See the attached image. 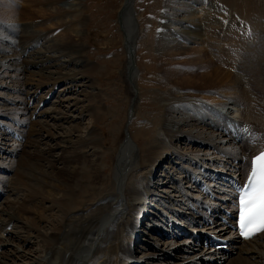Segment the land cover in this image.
<instances>
[{
	"label": "rangeland",
	"instance_id": "obj_1",
	"mask_svg": "<svg viewBox=\"0 0 264 264\" xmlns=\"http://www.w3.org/2000/svg\"><path fill=\"white\" fill-rule=\"evenodd\" d=\"M2 2H4L8 8H5L6 6H4ZM133 3V5L130 4L126 6V8H130L131 10L132 8L134 9L138 24V33L135 41V61L139 73L137 78L138 95L137 98L135 97L134 106L130 107V103L132 101L129 97L130 94L128 95L127 90H125L126 88H124L125 86L121 81V77L119 76L121 62L125 59V52L122 46V33L116 21V14L122 6L123 0H0V9H14L15 11L13 13L9 11V14L6 12H0V33H3L5 36L4 39L1 38L0 40V57L11 54V52L16 53L17 55L23 53L24 57L21 61H19L22 65L25 60L32 61L36 58V55L30 56L31 53H37L39 55H43L45 58H50L48 63L49 65H54L55 62L54 68L51 67L50 69H43V73H55L57 70L56 72L69 76V79L70 74L76 75L77 77H81L83 75L82 78H79L80 80L75 84L73 91L66 92L67 88L70 86L68 82L69 80L67 82L64 81V83L59 82L60 84L56 83L51 85L54 80L49 79L46 74L43 76L40 75L42 77L41 78L40 76H37L38 74L36 75L32 72H39L40 74L41 71L38 70L39 68H31L29 72L30 76L28 73L24 74L25 77L27 76L30 79L31 83L40 82L39 84L42 85L38 89V93L36 92L38 97L45 96L47 94L46 92L52 86L54 87L56 85L54 91L53 88H51L50 93H53L49 96L47 101L40 103L39 113L42 112L40 117H33V121L36 122L33 125H37L44 129V132L42 131L39 134L41 137L38 140L39 142H36L37 151L46 149V151L52 150L51 154L54 159H56L55 157L58 159L60 157L59 155H62V153H66L67 151L59 148L62 146V137L69 134L73 127H76V125L79 127V134L81 135H87L90 131L95 132L98 139V145L95 146V149L97 152L99 151L98 154L108 153L107 155L109 156V153H112V149L118 148L124 138L128 137L129 140H131L130 144L132 149L136 151L137 155V164L134 169L136 168V170L139 171H136L135 173H137L138 176L145 175L144 177L146 178L148 173L149 175L153 174L151 171L152 169L148 166L149 162L147 163L146 161L148 155L152 153L147 151L149 147L148 145L153 143L152 145L157 144L158 146L159 139L161 137L165 136V140L170 144H173L172 146H174L176 150L180 151L179 154L185 155L186 157L192 156L193 153L198 151L197 147H199V144H196V142L189 141L179 143V134L170 131L169 133L166 131L167 129L164 126V122L169 119H178L173 120L171 122L172 124H177V122L181 120V123L179 125L177 124L180 127V130L178 131L188 134L186 136L193 137L195 141L200 138L209 141L208 134H212L214 135V138L218 137L221 140H224V142L213 144L214 146L217 145V147H219L218 151L228 150L230 148V143H228L230 135L229 132L226 133L228 130L226 131L223 129V126L226 122H228V120L226 117L218 115L217 112L211 110V106H213V108H218L222 102L227 100L229 101L230 99L234 100V98L229 95V90L220 87L217 83L207 82V79L202 77L206 76L212 68H219L223 71L236 74V76L240 79V85L246 91L249 101H254V108L257 110L259 109L262 111L261 113H264V87H259L261 85L260 82L264 81V0H208L207 2H204V0H134ZM184 8L191 9L193 15H189L187 9ZM209 13L213 14V18L215 19L213 23H205L206 20L204 18ZM60 26H62V28ZM185 30L195 32L197 35L196 39L188 38L189 35L184 32ZM65 31L68 34L67 42L64 41L63 38ZM58 37L63 38L61 43L55 42V39ZM210 41H212L213 44L210 43ZM175 43L180 45L179 49L173 50L169 53L165 51L164 46H173ZM231 45H233V49L237 51V54L241 56L240 60L236 63L237 67L235 65L234 68L228 66L225 56L221 53L223 51H227V48L231 47ZM73 49L75 51H73ZM211 50H214L215 52H213L216 53V55L218 54V58L216 55L213 56L214 53ZM209 51L213 54L211 53L212 55H210ZM199 52H202V54ZM249 53H251V55ZM249 55L250 57L252 56V60ZM79 56L82 58L80 59ZM219 56H221V58H219ZM209 57H212L218 62L220 60V63L218 64V62L213 61L215 62L214 65H210V63L206 64ZM70 58L73 59L71 60ZM239 61L242 63L240 64ZM60 62L61 64L62 62L65 64L64 66L62 64L63 68L59 67ZM239 65L242 69L239 68ZM238 70L240 72H238ZM165 73L171 74L172 77L178 73V78L176 77V80L170 79L169 82L166 80L167 76ZM7 75H13L10 69H7L6 73L2 72L0 75V108L6 107L4 100L14 99V96L17 95V93L6 87H10L14 80L11 76ZM46 79H49L50 81L46 82ZM21 80L22 83H24L25 79L23 80L22 78ZM245 80L251 83H248ZM171 81L174 83H171ZM257 82L259 84H257ZM247 84H252V86L254 85L255 94H253L254 91L252 86L251 91H253V93L250 91V85L247 86ZM82 85L85 87H81ZM63 90H65L64 93L62 92ZM170 91H172V93ZM36 93L33 94L30 99H33ZM173 93L175 94L172 95ZM17 96L22 95L18 93ZM23 98L25 97L23 96ZM81 99L84 100V102H75ZM256 100H258L259 103ZM257 103H261V106ZM130 109H132V115H130ZM61 110L65 113L67 112L69 116H73V120H76V122H71L70 120L68 121V118L63 117L62 115L61 119L54 120L52 122L50 117H60V114L57 112ZM83 110H87L89 113L93 112V121L84 116L81 117V120H78L80 112ZM28 111L29 108L22 118L28 115ZM43 111H46L47 113H43ZM211 115H214L213 117L217 120V124H214L215 126L210 120ZM220 116L223 118L221 119ZM200 117L202 119H200ZM231 117L232 119L239 118L237 112H234ZM2 119H0V122H2L3 125L10 123L7 119H4V122ZM182 120L185 122L182 123ZM220 120L223 123L220 122ZM249 120L252 122H255V120L258 121L257 118L252 117ZM44 121L50 125L49 128L48 126L44 127L40 125L44 124L42 123ZM244 123L245 122L240 123V127L243 128V131L245 130V132H247V130H252L251 133H254L255 130L259 128L257 125L246 126ZM52 126H55V129H53ZM39 127H37V131L42 130ZM253 127L256 129H253ZM14 129L16 128L14 127ZM224 131L225 134L223 133ZM245 132H242L241 136H244L243 133ZM1 133H3V130L1 131L0 129V134ZM46 133H51L52 136H55L53 139L46 138ZM75 133L76 132H74V135ZM10 137L7 136L6 138H8L9 142H12ZM114 139H116V144H112ZM31 140L33 141L35 138ZM71 141L79 147V139L76 140L72 137ZM207 143L201 144L199 148L204 149V151L209 150L208 148H212L211 151H213L214 149L212 145L210 146ZM0 146L2 145L0 144ZM234 146L236 148L238 147L237 144H234ZM21 147L22 145H20V149ZM20 149L17 150L16 156H13L14 158L11 157L15 161V165L12 168L15 171L18 169L17 172L23 169L21 171L22 174L27 175L26 166L28 163L34 164L37 167L35 160L28 158V155L32 154L31 152H33V149L29 148L25 142L23 143L22 149ZM235 149H231L229 154L235 156L236 154L233 153ZM82 151H84L83 148ZM154 151H156V153L155 157H153L154 159L152 158V160L155 165L156 160L158 162L161 158V150L155 149ZM103 156H101V162H103ZM90 157L92 158L91 155H86L84 160L90 161ZM28 160L29 162H27ZM95 161L97 160L95 159ZM170 161L168 165H166L164 173L166 175L167 172L172 173L174 171L173 176L175 175V178L180 180L179 188L181 185V190L187 197L188 206V202L190 201V198L188 199V197H199V192L195 185L190 188L191 184L188 180L189 174L183 173L182 171L183 169L188 168L191 171H195L197 168L194 164H189L184 160L182 163L175 155H171ZM101 162H99L98 167L95 169L105 167L108 170L102 172V184L100 183L98 187L103 186L105 182L111 186L110 179L112 178L111 170L113 168V164L109 166V164H101ZM16 163L19 164L16 165ZM62 164V160L54 163L57 168H61L63 166ZM230 164V161H226L224 163L217 162L218 167L216 166L217 168L214 169H216L215 171L220 174V182H208L205 178H203V181H207L206 183L211 182L210 184L214 185L215 190H217L218 187L226 189L227 187L223 186L226 182L224 181V183L221 179H223L222 177L231 170L229 168ZM180 169L182 170L180 171ZM220 169H223L224 171H220ZM57 172L60 174L62 171L61 169H58ZM14 173L12 172L11 177ZM84 173L86 172L81 173L80 176L85 175ZM88 173L90 174L91 170L90 172H87V174ZM11 177H9L10 180ZM41 179L42 178H40V180ZM169 179L170 182H172V180H176L172 179L171 175L169 176ZM29 180H25L26 182L24 184V180L22 178V185L29 186L28 188L34 186L37 187L39 182H33L31 177H29ZM13 182H15L14 187L18 188L20 185L19 180L13 178ZM51 182L53 185H56L55 180H52ZM161 182L164 183L160 184ZM165 182L166 180L164 177L156 178L155 176L153 179V184H157V192L160 195H164L165 191L173 200L168 201L166 199L159 198L155 202L154 207H157L162 211L165 210V215L167 217H171V219H173L172 222H174L175 225L171 231L174 230L179 235L180 232H186L189 228L196 227L197 225L192 226L191 224L186 223L183 226L187 229L186 231L184 228L183 230L177 229V225L181 226L179 223H183L185 221L183 218L184 215L181 214L180 210H185L189 213L188 210H186V206L181 204L185 202V196L183 198V194L181 193V195L178 193V189H175L176 185L174 182L170 184ZM220 184L222 186H219ZM127 185L128 181L125 179L123 186L126 187ZM86 186L87 188L94 187L92 186V183L90 185L85 182L84 184H79V189L77 188V190L81 191L85 188L87 191ZM18 192L17 194L15 192L7 193L2 199H0V210L5 209V197L8 198L7 200L11 201H17L18 198H21L22 194H20L21 192ZM82 194H84V191ZM82 194L79 195V198H81V196L83 197ZM89 197L91 198L92 195H89ZM89 197H87V199H90ZM84 198L86 199V196H84ZM44 204V207L49 206L48 202ZM168 209H171L172 212ZM174 209L179 211L181 215L175 214ZM115 210L114 206L109 201L97 203L88 216L81 221V228L86 230V222L90 218H118L115 216ZM70 211H74L73 206H71ZM125 219L126 218L121 220L123 221V225L125 224L124 222H126ZM166 219L167 218H163L162 213L157 214L153 212V216H148L146 223H150L154 228L159 226V232H162L161 235L163 236L159 235L161 237L159 238L155 235L157 236L155 239L159 241L141 238L142 242H139L138 244L140 249L138 251L136 250L137 253L134 254L135 260L143 258L145 254L153 253L154 249L156 251L158 248L159 249L157 251H168V254L166 253V256H161L152 260L151 264H175L177 262L180 264L183 261L181 259H184L188 255V251L173 252L174 249L166 250L168 247L171 248V246L168 245L169 243L175 244L176 242H179V238L182 236L178 237L177 235L178 238L171 240H169V238H165L163 230L166 229L164 231H169V229L165 228L163 225L165 222L167 224L168 219L167 221ZM174 220H177L178 222ZM123 225H121L118 230L119 234H124L122 229ZM223 228L227 231L226 227ZM10 231L17 234L20 232L19 226L14 225V227H10ZM10 237H12V239ZM7 239L8 243L6 244V247L3 248V254L1 253L3 250L0 252L1 258H5L8 255L7 261L6 259L4 261L7 264H27V262L28 264H33L32 261H36L39 256H43L41 253H38L35 240L32 243L33 245H21L12 235H9ZM155 244H157V246H155ZM2 245L3 246L1 247L5 246L4 244ZM19 246L20 248L18 249L21 253H16L14 247ZM25 251H27L26 254ZM16 254L20 255V258L17 260L13 257ZM190 255H193V252H190L189 256ZM235 256L236 254L232 256L228 264L230 262L231 264H234L238 260V257ZM215 258L216 257H212V259ZM206 259L208 258H205L204 261Z\"/></svg>",
	"mask_w": 264,
	"mask_h": 264
},
{
	"label": "bare ground",
	"instance_id": "obj_2",
	"mask_svg": "<svg viewBox=\"0 0 264 264\" xmlns=\"http://www.w3.org/2000/svg\"><path fill=\"white\" fill-rule=\"evenodd\" d=\"M205 1L207 2L208 0H204V2ZM133 2L134 0H130V4L133 5L134 4ZM2 3L4 6H6L4 2ZM130 4H129V0H124V3L121 6L122 8L121 27L124 30L123 33L125 36L123 40L124 41L126 40L127 47L131 45V42L133 39H135L136 41V37L138 33V29L131 28V24L129 21L130 11H128L126 6ZM5 8H8V7L6 6ZM184 9H187V8H184ZM132 10L134 12L133 8ZM9 11L11 13L15 12L14 9H8V10L0 9L1 13L6 12L9 14ZM187 12L189 15H193V12L191 11V9H187ZM204 19L206 20L205 23L207 22L213 23V21L215 20L213 18V14H210V13L207 14ZM60 27L62 28V26ZM188 29H191V28H188ZM184 32H186V34L189 35L188 38L196 39L197 37L195 32L188 31V30L187 31L185 30ZM4 37H5L4 34L0 33V40L1 38L4 39ZM67 37H68V34L65 31L63 38H64V41L66 42L68 39ZM63 38L58 37L57 39H55V42L61 43ZM6 39H9V38H6ZM210 43H212V41H210ZM164 48H165V51L169 53V52H172L173 50L179 49L180 45L175 43L173 44V46L166 45L164 46ZM227 49H228L227 51H223L221 53H223V55L225 56L226 63L228 64V66H230L231 68H234L237 61L240 60L241 56L237 54V51L235 49H233V45H231V47H228ZM73 51L75 50L73 49ZM76 51L79 52L78 50ZM212 52H210V55H212L215 51L213 53ZM199 53L202 54V52H199ZM249 54L251 55V53ZM33 55H36V58H34L32 61L25 60V62L22 65L20 64L19 61H21L22 58L24 57L23 53H21L20 55H17L16 53L11 52V54L3 55L2 57H0V75L2 72L6 73L7 69H10L13 74V75H7V76H11L14 80H13V84L10 87L8 86L6 87L10 88L12 91L17 93V95L18 93L22 95V96L16 95L14 96V99L4 100L5 103L4 102L3 103L5 104L6 107L0 108V119L3 118L2 119L3 122L5 121L4 119H7L8 121H10V123L8 124L6 123V125H3L2 122H0L2 124V127L0 124V129L1 131L3 130V133L0 134V144L5 147L4 148L0 146V199H2L3 196H5L7 193H10V192H13V193L15 192L17 194V192L19 191L18 193L21 192L20 194H22V196L20 195L21 198H18L17 201L7 200L8 199L7 197H5L6 200L4 199L5 202L3 201L5 209L0 210V252L3 250V248L6 247V244L8 243L7 237H9V235H12L15 238V240H17L19 244L21 245L22 244L30 245L35 240L38 253H41L43 256H39V258L37 257L38 259L36 261H32L33 264H151L152 260H155L156 258H159L161 256L162 257L166 256V253L168 251L162 252V251H157L159 248L156 249V251L154 249L153 253L145 254L143 258L139 260L134 259L135 257L134 254L137 253V251L140 249V246L138 244L139 242H142L141 238L143 239L147 238L152 241L153 239L154 241H159L155 239V237L157 236L161 238L159 235H161L162 232H159V226L158 227L156 226L157 228H154L150 223L149 224L146 223L148 216H153V212H155L157 214L162 213L163 218L168 219V221L166 219L167 224L166 222L163 224L165 228L169 229V231L163 230V233H165L164 234L165 238H169V240H171V239H176L182 235L179 238L180 239L179 242H176L175 244L169 243L168 245L171 246V248L169 247L166 248V250L174 249L173 252L188 251V255L184 259H181L183 261L182 262L180 261L181 262L180 264H228L229 260L235 254L238 257L237 259L239 261L237 260L234 264H264V231L260 233L259 235H257L252 240L243 241L237 237L236 232L232 230V227H231L232 224H231L230 219H228L225 216L226 212H230L229 210L232 207L231 204L234 203L233 195L235 193V190L236 189L238 190V188L242 185L244 181L245 175L250 166L249 163H250L251 157L257 152H259L260 150L264 149V115H263L264 113H261L262 111H260L259 109L258 111L256 108H254L255 106L254 101L253 100H250L251 102L249 101L246 91L240 85V82H239L240 79L238 76H236V74L228 72V71H223L219 68H214V69L212 68L211 71L206 74V76H202L207 79V82L217 83L220 85V87L229 90L230 91L229 95L234 98V100L230 99L229 101L227 100V101L222 102L219 107L217 106L218 108H213V106H211V110H214L215 112H217L218 115L226 117L228 120V122H226V120L224 119L226 124L222 126L224 130L226 131L229 130L230 138H228V143H230V148L228 150L218 151L219 147H217V145L214 146L213 144L214 143L218 144V142H224V140H221L218 137L214 138L213 137L214 135L212 134H208L209 141L203 138H200L197 141H195L193 137L186 136L188 134L178 131L180 130L179 129L180 127L178 125L181 123V120L177 122L178 125L171 123L173 120H178V119L166 120V122H164V126L167 129L166 131L179 134L180 135V137L178 138L180 140L179 143L194 141L196 142V144H199V147H200L201 144H205L208 142L207 144H209L210 146L212 145L214 150L211 151L212 148H208L209 150L204 151V149L197 147L198 151H196V153H193L192 156L186 157L185 155L179 154L180 151L176 150V148L172 146L173 144H170L169 142H167L165 140V136H163L159 139L158 146L157 144L152 145L153 143H150L148 145L149 147L147 151L152 152V153L148 155L146 161L147 163L149 162L148 166H150V168L152 169L151 171L153 174H151V171H150L151 175H149L148 173L145 178L144 177L145 175L138 176L137 173H135L136 171L137 172L139 171V170H136V168L134 169V167L137 164V155H136V151L132 149V146L130 144L131 140H129L128 137L124 138V140L118 146V148L112 149V153H109V156L107 155L108 153H102V154L99 153L100 154L99 155L98 154L99 151L97 152V150L95 149L96 148L95 146L98 145V139H97L95 132L90 131L87 135H81L79 134V127H77L76 125V127H73V129L71 130L69 134H66V136L62 137L63 139L62 146L60 145L61 147L59 148L67 150V151L66 153H62V155H59L60 157L58 156L59 157L58 159L57 157H55L56 159H54L53 155L51 154L52 150L46 151L47 150L46 149V150L37 151L36 142H39L38 140L39 138H41L39 134L42 131L44 132V129L37 125H33L34 123H36L33 121V117L34 116L40 117V115L42 114V112L39 113L40 103L46 102L49 96L53 93V92L50 93L51 88H53V91H54L56 85L54 87L52 86L46 92L47 94L45 96L38 97L37 96L38 89L42 85L39 84L40 83L39 81H38L39 83L37 82L31 83L30 79L27 76L25 77L24 74L28 73L29 75L31 68H39L38 70L41 71L40 74L37 71H36L37 73H35L34 71L32 72L36 75L38 74L37 75L38 77L40 75L43 76L44 74H46V76H48L49 79L54 80L52 81L53 84L51 83V85H54L59 82L64 83V81L67 82L69 80L68 82L70 86L67 88L66 92L73 91L75 84L80 80L79 78H82L83 75L81 77H77L76 75L70 74V79H69V76L65 74H60L59 72H56L57 70L55 71V73H51V72H49L48 74L43 73V69H50L51 67L54 68L55 62H54V65L52 64L49 65L48 63H49L50 58H45L43 55H39L37 53H31L30 56H33ZM215 55L216 53H214L213 56ZM212 57L208 58L206 64H209V63L210 65L215 64V62L213 61H216V60L213 59L214 57L213 58ZM216 57L218 58V54L216 55ZM219 58H221V56H219ZM70 59L72 60L73 58H70ZM125 60L127 61L126 56H125V59H123V61L121 62L122 68L124 67V64L126 63ZM219 63H220V60L218 64ZM239 63L241 64L242 62L239 61ZM62 64L60 62L59 67L63 68ZM64 65L65 64H63V66ZM121 66L119 70V76L121 77V81L124 84L125 86L124 88H126L125 90H127L128 95L129 94L131 95V96L129 95L130 100H132L130 103V107L131 106L133 107L135 104L134 103L135 97L137 98V95H138L136 91L137 88H134V83H129L127 80V77H128L130 81L131 77L133 76V71L129 74L131 70H129V72L122 71ZM239 68H241L240 65H239ZM240 71L238 70V72ZM73 74H76V73H73ZM165 74L167 76V79H166L167 81H169L170 79L176 80L178 78L177 77L178 73H176L174 77H172L171 74L169 73L168 74L165 73ZM22 78L23 80L25 79L24 83H22V80H21ZM49 79H46V82L50 81ZM247 80L245 81L248 82ZM42 81H45V80H42ZM262 82L264 83V81ZM262 82H260L261 85L259 87H264ZM171 83H174V82L171 81ZM248 83H251V82H248ZM257 84L259 83L257 82ZM248 85L250 84H247V86ZM251 86L252 84L250 85V88ZM253 86L252 88L254 91ZM81 87H85V86L82 85ZM252 88L250 89V91L252 90ZM65 90H63L62 92L64 93ZM253 91L251 92L253 93ZM170 92L172 93V91ZM22 93H25V94H22ZM35 93L36 95L34 96V98L30 99L32 98L31 96H33V94ZM174 94L175 93H173L172 95ZM253 94H255V91ZM23 96L26 99L23 98ZM256 101L258 102V100ZM75 102L82 103L84 102V100L81 99ZM261 103L258 105L261 106ZM28 108H29V111L27 113L28 115L26 117L24 116L25 118L24 119L22 117L26 113ZM234 112L238 113V116H239L238 119H232L231 115ZM43 113H47V112L43 111ZM57 113L60 114V117L51 116L50 119L52 120V122L54 120L61 119V115L65 118H68V121L70 120L71 122H76V120L75 121L73 120V116H69L67 112L65 113L61 110V111H58ZM93 115H94L93 112L89 113L87 110H83L82 112H80V116L78 120H81V117L84 116L93 121ZM130 115H132V109H130ZM213 116L211 115L210 120L213 125L214 124L216 125L217 120ZM223 117H221V119ZM251 117L257 118L258 121L255 120V122H252L251 120H249L251 119ZM200 119L202 118L200 117ZM184 122L185 121H183L182 123ZM220 122L222 121L220 120ZM243 122H245L244 124L246 126H253V125L256 126L257 125L259 127L258 129L253 127V129H256V130L253 133V136L250 141L248 138L247 140H244V139L247 133L251 132L252 130L250 131L246 129L247 132H245V130L243 131V128L240 127V123H243ZM42 123L44 124H40V125L44 127L48 126L49 128L50 125H48L45 121ZM14 127L16 129H14ZM37 127H39L42 130L37 131ZM20 128H23V129H20ZM53 129H55V126L53 127ZM74 132H76L75 135H74ZM242 132H245L243 133L244 136H241ZM223 133L225 134V131ZM226 133H228V131ZM7 136L9 137L11 136L10 139L12 142H9L8 138H6ZM54 136H52V134L49 133L47 134L46 138L53 139ZM72 137L75 138L76 140L79 139L78 141L79 147L75 145L73 141H71ZM33 138H35V140L32 141L31 139ZM115 140L116 139H114L112 144H116ZM24 142L29 148L33 149L32 150L33 152H31L32 154L28 155V158L30 159L32 158L33 160H35V163L37 164V167H36V165L28 163V165L26 166L27 175L22 174L21 171L23 169L21 171H18L19 173L17 172L18 169H16V171L13 170L12 167H14L15 161L11 158L13 156H16L17 150L20 149V145H22L23 147ZM234 144H237L238 147L236 148ZM82 148L84 149V151H82ZM155 149L161 150V155H160L161 158L158 162L156 160V164L154 165L152 158L155 157V153H156V151H154ZM231 149H235L233 151V153L236 154L235 156H232L229 154ZM222 152H227V153H222ZM86 155L92 156V158L90 157L91 160L89 159L90 161L84 160ZM171 155H175L182 163L184 160L188 162L189 164L195 165V167L197 168L195 169V171H191L188 167H186L188 169H183L181 167L183 169L182 172L188 174V171H191L192 174L196 176V178H194V184L197 183L195 184V187L199 188L200 192L205 197H209L211 200L203 201L201 200L200 197H193V198L188 197V199L190 198V201L188 202V206H187V197L185 193L182 192L181 185L179 188L180 180L175 178V175L173 176L174 171L172 173L167 172L166 175L164 173L166 169V165H168L170 161ZM101 156H103V162L100 161ZM95 159L97 161H95ZM61 160L63 161V164H62L63 166L61 168L59 167L57 168L54 165V163L61 161ZM226 161L231 162L230 167H229L231 170L222 177L223 179H221L223 182L224 181L226 182V183L224 182L225 183L224 186L227 187L226 189L224 188L222 189L218 187L217 190H215L214 185L206 183L205 180L204 182L202 181L203 178L209 181H216V180L218 181L220 174L217 173L215 171L216 169L214 168L218 167L217 162L224 163ZM27 162H29V160ZM99 162H101V164L102 163H105L106 165L109 164V166L113 164L112 165L113 168L111 170L112 178L110 179L111 186L108 185L107 182H105L103 186L98 187L100 183L102 184V180H103L101 176L102 172H105L108 170L104 166H102L104 168L99 167L95 169L96 167H98ZM18 164L16 163V165ZM58 169H61L62 171L60 174L57 172ZM90 170H91V173L87 174V172H90ZM220 171H224V170L220 169ZM12 172L14 174L11 177ZM83 172H86L84 173L85 175L82 174L83 176H80L81 173ZM161 172L163 173V175ZM170 175L172 179H176V180L173 181L171 179L172 182H170V179H169ZM155 176L156 178L164 177V179L166 180L165 183H168V184L174 182L176 185L175 189L176 190L178 189L177 190L178 193L180 194L182 193L183 195L182 194L181 195L183 196V198L185 196V202L181 204L186 206V210H188L189 213H187V211L185 210H180L181 214L184 215L183 218L185 219V221L183 223H179L181 226L177 225V229L183 230L184 228L183 226L186 223H189L192 226L196 224L197 225L196 227L189 228L188 230L184 228V230L185 231L187 230V231L186 232L179 231L180 232L179 235L174 230L171 231V229L175 227L174 222H172L173 219L165 215L164 213L165 210L164 211L159 210L157 207H154V205L157 199L159 198L166 199L168 201H171L173 199H171V197H169L168 193L165 191H164V195H160L157 192L158 190L157 184L156 183L153 184V179ZM9 177H11V180L9 179ZM29 177H31V180L33 182L34 181L39 182L37 187L30 186L31 188H28L29 186L22 185L21 182L23 181H21V179L23 178L24 180L23 183L25 184L26 182L25 180H29ZM13 178H16V180H19L20 185L18 188L14 187L15 182H13ZM40 178L42 179L40 180ZM125 179L128 181V185L126 187L123 186V182ZM52 180H55L56 183L55 182L54 183L56 185L52 184L51 182ZM85 182L89 183L90 185L92 183V186H94L95 188L94 187L87 188L86 186L87 191L85 190V188L82 189L84 191V194H82L83 191L81 190L82 191L81 192L77 190V188L79 189V184L81 183L84 184ZM163 183L164 182H161L160 184H163ZM200 184L204 185V189L203 187L202 188L200 187ZM192 187L193 185H190V188ZM81 194L83 195V197L81 196V198H79V195ZM89 195H92V197L90 198ZM84 196H86V199L84 198ZM87 197H89L90 199H87ZM106 201H109L114 206V210L116 209L115 216H117L118 218H115V219L90 218L86 222V230L81 228V221L85 217L88 216V214L95 207V205L97 203H104ZM47 202L49 206L44 207L45 205L44 203H47ZM203 205H207V207H209L212 210V213L208 214L207 210L205 209ZM71 206H73V209H74L73 212L70 211ZM169 211L172 212L171 209ZM174 211H175L174 212L175 214L181 215L180 212L177 211L176 209H174ZM124 218H126L125 219L126 222H124L125 224L123 225V221L121 220L122 219L124 220ZM223 219L227 221L226 224L220 223V221ZM174 221H177V220H174ZM14 225L19 226L20 232H18L17 234H14L10 231V227L12 226L14 227ZM121 225H123L122 229H123L124 234L122 233L119 234L118 230L120 229ZM233 226H234V223H233ZM223 227H226L227 231ZM212 235L226 239V241L229 243L227 248L225 250H221V249H216L214 246L212 247L208 246L207 242L211 239ZM10 238L12 239V237ZM2 244H4L5 246L1 247L3 246ZM155 246H157V244H155ZM14 248L16 250V253L17 252L21 253V251L18 249L20 248V246L14 247ZM3 252L4 250L1 253L3 254ZM9 252L11 253V251ZM26 252L27 251H25V254ZM190 252L191 253L193 252V255L189 256ZM7 256L5 258L0 257V264H7L6 262H4L5 259L7 261ZM13 257L15 260H17L20 258V255L16 254ZM212 257H216V258L212 259ZM205 258H208V259L204 261ZM9 259H12V258H9ZM175 264H178V262ZM229 264H231V262Z\"/></svg>",
	"mask_w": 264,
	"mask_h": 264
},
{
	"label": "snow or ice",
	"instance_id": "obj_3",
	"mask_svg": "<svg viewBox=\"0 0 264 264\" xmlns=\"http://www.w3.org/2000/svg\"><path fill=\"white\" fill-rule=\"evenodd\" d=\"M237 207L242 235L264 231V153L253 160L247 182L239 193Z\"/></svg>",
	"mask_w": 264,
	"mask_h": 264
},
{
	"label": "water",
	"instance_id": "obj_4",
	"mask_svg": "<svg viewBox=\"0 0 264 264\" xmlns=\"http://www.w3.org/2000/svg\"><path fill=\"white\" fill-rule=\"evenodd\" d=\"M130 4V3H129Z\"/></svg>",
	"mask_w": 264,
	"mask_h": 264
}]
</instances>
